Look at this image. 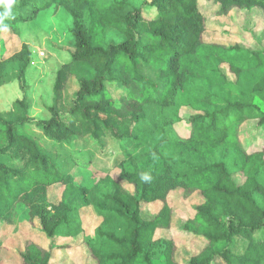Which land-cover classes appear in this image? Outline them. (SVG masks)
Segmentation results:
<instances>
[{
  "label": "trees",
  "instance_id": "16d2710c",
  "mask_svg": "<svg viewBox=\"0 0 264 264\" xmlns=\"http://www.w3.org/2000/svg\"><path fill=\"white\" fill-rule=\"evenodd\" d=\"M52 6L71 15L74 50L56 72L51 117L29 116L26 97L0 112V224L17 231V209L24 205L28 220L37 221L49 240L48 247L27 240L17 251L22 264H53L56 249L78 244L88 247L97 264H264V237L258 236L264 231V145H249L258 133L248 126L256 121L255 130H264V111L254 103L264 98V38L261 48L252 49L221 43L210 32L213 23L233 20L239 12H262L264 20V0H150L141 6L130 0H0V36L7 29L19 35L21 24ZM112 32L121 40L109 39ZM205 47L222 50L217 70L227 85H237L243 75L228 55H253L262 71L251 90L214 108L186 104V113L156 121L161 133L156 141L90 185L78 183L63 167L64 155L42 151V140L137 143V128L148 121L149 108L167 112L187 90L192 73L184 58ZM32 56L22 44L0 59V86L12 78L25 83ZM84 65L89 73L79 76L75 98L63 112L74 67ZM71 162L91 166L74 157ZM143 174L151 179L142 180ZM56 186L61 196L54 202ZM177 192L186 199L203 197L182 220L181 231L201 244L184 262L177 258L179 241L169 236ZM157 202L159 211L146 219L144 206ZM85 208L99 219L93 234L83 225ZM67 239L75 241L59 245ZM240 239L246 246L237 250Z\"/></svg>",
  "mask_w": 264,
  "mask_h": 264
},
{
  "label": "rangeland",
  "instance_id": "374dc122",
  "mask_svg": "<svg viewBox=\"0 0 264 264\" xmlns=\"http://www.w3.org/2000/svg\"><path fill=\"white\" fill-rule=\"evenodd\" d=\"M130 1L136 6H141L150 0ZM146 8L149 9L150 7L146 6ZM211 27L210 32L213 29L212 38L221 43L238 42L252 49H259L263 44L264 20L262 12H239L234 15L233 20L222 23L220 21L215 22ZM19 29V35L7 29L0 36V59L9 57L20 50L22 44H28L33 53L32 62L27 71L25 83L20 82L17 78H12L8 83L0 86V112L10 111L16 100L26 97L30 102L29 116L35 120L46 119L51 117L48 108L55 103L53 87L56 72L62 64L71 60V54L74 50L73 20L67 10L52 6L42 11L34 20L21 24ZM226 32L228 36L225 35ZM108 38L120 41L122 37L117 32H112ZM221 53L222 50L215 47H205L197 55L184 58V64L190 68L192 73L187 84V90L179 95L176 105L167 112H162L154 106L149 108L148 121L137 128L139 135L137 143L128 142L126 145H121L112 138L105 139L103 142L93 141L91 138L73 139L63 142V144L52 140H46V142L39 140L42 151L54 156L57 153L64 156L65 153H68V156L65 158L63 156L61 160L63 167L72 170L78 183L87 185L95 183L122 159L138 158L143 153V149L148 148L161 136L156 127V121L168 116H176L178 112L186 113V104H192L202 109L205 107L214 108L228 99L242 97V91L251 90L256 77L262 71L257 66L255 57L250 53L238 56L231 52L228 56L234 63L242 66L243 75L237 85H227L217 70L222 58ZM144 68L149 73L155 71L150 67ZM221 68L229 74L227 64L221 65ZM88 70L89 66L87 65L74 67L75 73L71 76L64 92L61 105L63 112L68 110L69 103L75 98L79 76L88 75ZM209 97L215 102L206 103L204 99ZM254 103L258 110L264 111V98L256 97ZM256 124V121L249 122V128L258 133L256 138L250 137L249 145L254 142V146L262 147L264 145V130L263 128L255 130ZM36 127L40 126L36 125ZM54 149L56 151H53ZM73 157L82 161L83 164L90 162L91 166L85 168L82 164L72 163ZM238 178L240 181L243 180L240 175ZM60 189V186H56L51 191L54 202L60 199ZM202 200L203 197L200 193L186 199L182 192H177L171 199L176 211L169 236H175L179 241L177 258L180 262L186 261L200 249L201 244L199 242H196L192 237L185 236L181 231V224L183 219L194 214V206ZM160 204L161 202L145 205L144 217L146 219L153 218L159 211L160 206L157 205ZM81 215L84 227L88 229L89 234H93L99 219L89 208L83 209ZM14 226L17 227V231H14L15 227L12 229L0 224V241L4 245L0 248V264H22L17 251L24 249L27 240H34L45 247L49 245V240L39 230L38 222L28 220V208L26 206H18ZM258 236L264 237V231H261ZM72 241L75 239L60 240L59 245ZM245 246L246 241L241 239L234 245L237 250H242ZM53 264H97V262L85 244H78L56 249Z\"/></svg>",
  "mask_w": 264,
  "mask_h": 264
},
{
  "label": "clouds",
  "instance_id": "9594fccd",
  "mask_svg": "<svg viewBox=\"0 0 264 264\" xmlns=\"http://www.w3.org/2000/svg\"><path fill=\"white\" fill-rule=\"evenodd\" d=\"M141 179L144 180V181H148V180L151 179V177H150L148 174H143V175L141 176Z\"/></svg>",
  "mask_w": 264,
  "mask_h": 264
}]
</instances>
